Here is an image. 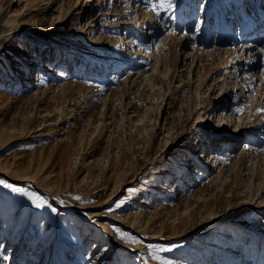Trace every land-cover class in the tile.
Instances as JSON below:
<instances>
[{"label": "rangeland", "instance_id": "1", "mask_svg": "<svg viewBox=\"0 0 264 264\" xmlns=\"http://www.w3.org/2000/svg\"><path fill=\"white\" fill-rule=\"evenodd\" d=\"M144 1L0 0V264H264V0Z\"/></svg>", "mask_w": 264, "mask_h": 264}, {"label": "bare ground", "instance_id": "2", "mask_svg": "<svg viewBox=\"0 0 264 264\" xmlns=\"http://www.w3.org/2000/svg\"><path fill=\"white\" fill-rule=\"evenodd\" d=\"M38 0H28V2H32V3H36ZM140 1V0H139ZM147 1H149V0H147ZM150 1H153V0H150ZM212 0H207L204 4H203V8H202V11H200V13H201V15L204 13L205 15H203L202 17H201V19H200V21H199V26H200V28L202 27V25L204 24V22H205V24L206 25H208L209 23H210V21H209V19H208V13H206L205 11L207 10V9H209V6H210V2H211ZM258 1H260V5H259V7H258V11L260 10V7H261V3H262V1L263 0H258ZM138 2V1H137ZM143 2H144V4H146L147 2H145L144 0H143ZM91 3V2H90ZM151 3V2H150ZM257 3V2H256ZM153 4V3H152ZM253 0L251 1V3H250V5H249V8L251 7H253ZM141 5H142V3H141ZM258 5V4H257ZM239 6L240 7H243L244 5L243 4H239ZM142 7H144V6H142ZM150 7H151V5L150 4H148V5H146L145 6V8H146V10H149L150 9ZM93 8V7H92ZM153 8V7H152ZM143 9V8H142ZM254 9L252 8V9H250V10H248V14H251V11H253ZM100 11V10H99ZM250 11V12H249ZM236 12H239V10L238 11H236ZM255 12V11H254ZM88 14V13H87ZM86 14V15H87ZM146 15H147V13H146ZM200 16V15H199ZM237 16H239V15H237ZM235 17V16H234ZM230 19H231V17H230ZM237 19V18H236ZM254 19V18H253ZM253 19L250 21V22H248V27H249V29H251L252 28V30H253ZM258 21V20H257ZM233 23V22H232ZM89 26H91L92 25V23L91 24H88ZM240 25H241V23H240ZM198 26V25H197ZM246 26V27H247ZM103 22H101L100 23V32H98V33H95V30H90V35H93V37L95 36V35H98L99 33H104V31H103ZM253 31H255V29L253 30ZM129 32V34H127ZM257 33V32H256ZM80 33H71V32H64L63 33V35L62 36H65L66 38L65 39H63V41L64 42H68V43H70V42H74V43H77V42H75L76 40H73L72 39V37L75 39V37L74 36H78ZM126 34L128 35V37L130 38V44L133 46L136 42H135V40H136V37H137V34H136V32L134 31V32H132L131 31V29L130 28H128L127 30H126ZM260 35L259 36H257V43H256V45H251L250 46V44H249V41L247 40L246 41V43H245V45L244 46H246V47H248L247 45L249 44V48H250V51H248L249 53H248V58H250V55L252 54V52H253V50H256V55L257 54H261V53H264V51H261V49H264V45H263V41H261V38H264V35H261V33H259ZM72 36V37H71ZM249 36H250V34H249ZM83 37V36H82ZM89 39H90V36H89ZM58 40H61V39H58ZM54 41V43H55V45H62V46H64L65 47V45H64V43H62L61 41L59 42V41ZM91 40V39H90ZM92 40H95V39H92ZM87 41V40H86ZM109 43V42H108ZM88 44V43H87ZM95 45V44H94ZM101 46V45H100ZM109 46H111V45H109ZM70 47H72V45H67L66 47H65V52H64V55H67L66 57H63V59L64 60H66V59H71V56H72V53L73 54H77L78 53V55H79V57L81 56V55H85V53L83 52L84 51V48H82L81 46H78L77 44L71 49ZM131 47V46H130ZM107 49V48H106ZM89 50V49H88ZM98 50H100V48H98ZM86 51H87V49H86ZM89 51H91V50H89ZM93 53V52H92ZM81 54V55H80ZM88 55V54H87ZM93 55V54H92ZM74 56V55H73ZM91 56V55H90ZM136 56V55H135ZM89 57V56H88ZM108 59L107 60H111L112 59V56L111 55H108V57H107ZM103 59V58H102ZM248 60H251V58L250 59H248ZM137 61H138V59H137ZM51 62V61H50ZM69 62V61H68ZM91 62V61H90ZM140 62V61H139ZM52 63H53V60H52ZM87 63H89V62H87ZM138 63V62H137ZM142 63V62H141ZM79 64H80V62H79ZM135 65V64H134ZM59 66V65H58ZM61 67H63V66H60V68ZM67 65H65L63 68H62V70L63 69H66L65 71L66 72H68L69 73V70H67ZM56 69H57V67H56ZM75 70H78L77 69V66H76V69ZM100 70V69H99ZM52 72V71H51ZM62 72V71H61ZM76 72V71H75ZM54 73V72H53ZM57 73V72H56ZM60 73V72H59ZM61 75H63V73L61 74ZM238 75V74H237ZM62 77V76H61ZM71 77V76H70ZM74 77V76H73ZM240 77V76H239ZM239 77H237V78H239ZM262 77H264V74H262ZM57 78V77H56ZM65 78H67V77H65ZM64 78V79H65ZM118 78V77H117ZM69 79V78H68ZM113 79V78H112ZM253 79V77H252V74H248V75H246L245 77H243V81H242V87H243V89L242 88H240V90L241 91H239V92H235V99L236 98H238L239 99V97L241 96V94L243 93V91L245 90V89H248V86L247 85H249L247 82L248 81H251V80ZM264 79V78H263ZM111 80V79H110ZM117 80V79H116ZM115 80V81H116ZM66 81V80H65ZM118 81V80H117ZM247 83V84H246ZM117 84V83H116ZM115 84V85H116ZM238 84V83H237ZM264 84V83H263ZM114 85V86H115ZM120 86V85H119ZM237 86V85H236ZM235 86V87H236ZM113 87V86H112ZM250 88H252V86H249ZM63 88V87H62ZM249 88V95L247 96V95H245V97H248V98H250L251 96H252V89H250ZM116 91V90H115ZM247 92H248V90L246 91V94H247ZM244 97V96H243ZM254 106H255V104H254ZM257 108V107H256ZM212 157V156H211ZM210 157V158H211ZM214 158H215V156H213L212 157V159H211V161L212 160H214ZM204 162H205V160H204ZM206 163V162H205ZM207 164V163H206ZM182 181H183V178L182 177H180L179 179H177L176 180V183H175V187L176 186H178V185H181V183H182ZM24 255H26V253H23ZM220 261H218L217 263H219Z\"/></svg>", "mask_w": 264, "mask_h": 264}, {"label": "snow or ice", "instance_id": "3", "mask_svg": "<svg viewBox=\"0 0 264 264\" xmlns=\"http://www.w3.org/2000/svg\"><path fill=\"white\" fill-rule=\"evenodd\" d=\"M160 6L163 7V4H161ZM168 7L169 8H173L174 7L173 0H168ZM152 10L153 11H156L155 5H153ZM157 15H159V13H157ZM261 51H264V49H261ZM0 183H3V182L0 181ZM5 187L11 188L15 192H21V191H23L20 188H14L10 184H5ZM25 195H28V193H25ZM31 199L36 202V204H35L36 207L39 208V207H42L43 206V201L40 200V197L39 196H36V195L33 194L31 196ZM77 199H79V197H77ZM53 211H55V209H53ZM116 231L118 233H120V235H121V237L123 239L130 240L133 243L136 242V238L132 237L131 235H125V234H123L120 229H116ZM148 247H149L148 256H150L151 259L158 261L159 264H172V262L170 260H166V259L162 258L160 255H158V253H160V252L171 251V248L157 247L156 245H149Z\"/></svg>", "mask_w": 264, "mask_h": 264}]
</instances>
